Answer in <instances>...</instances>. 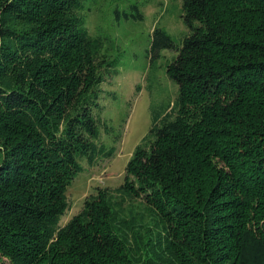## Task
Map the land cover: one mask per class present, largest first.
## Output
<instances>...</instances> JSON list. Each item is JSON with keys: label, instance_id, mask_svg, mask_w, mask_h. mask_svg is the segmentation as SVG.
I'll list each match as a JSON object with an SVG mask.
<instances>
[{"label": "trees", "instance_id": "1", "mask_svg": "<svg viewBox=\"0 0 264 264\" xmlns=\"http://www.w3.org/2000/svg\"><path fill=\"white\" fill-rule=\"evenodd\" d=\"M81 6L0 0V264H264V0H182L192 31L179 44L153 27L151 63L177 51V95L161 109L151 95L123 182L61 224L81 162L116 150L97 143L116 60Z\"/></svg>", "mask_w": 264, "mask_h": 264}, {"label": "rangeland", "instance_id": "2", "mask_svg": "<svg viewBox=\"0 0 264 264\" xmlns=\"http://www.w3.org/2000/svg\"><path fill=\"white\" fill-rule=\"evenodd\" d=\"M80 2L82 6L77 14L83 18L89 34L99 37L102 52L116 60L117 73L99 85L98 107L101 109H97L101 118L97 143L115 145L116 150L113 156L98 160L92 166L84 160L81 162L84 171L66 189L71 208L62 216L61 224L80 210L84 198L94 193L96 186L117 187L123 182L125 164L151 125V95L152 101L160 100V109L177 95V84L165 72L166 64L177 51L163 49L160 58L151 63L148 49L153 27H164L178 44L192 31L184 22L182 0ZM133 3L142 12V19L125 18L122 14V10H131L129 5ZM192 24L195 26L198 22ZM159 93H162L160 98L156 96ZM131 211L125 210L118 216H126Z\"/></svg>", "mask_w": 264, "mask_h": 264}]
</instances>
